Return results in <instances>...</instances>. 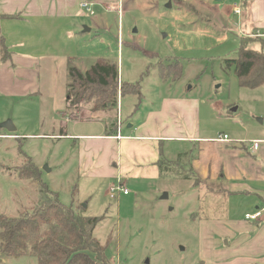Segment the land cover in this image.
Listing matches in <instances>:
<instances>
[{
	"label": "rangeland",
	"instance_id": "374dc122",
	"mask_svg": "<svg viewBox=\"0 0 264 264\" xmlns=\"http://www.w3.org/2000/svg\"><path fill=\"white\" fill-rule=\"evenodd\" d=\"M85 1L91 3L92 14L74 16L71 36L64 34L67 41L76 39V44L70 42L74 48L67 72L70 66L84 71L102 59L117 65L121 127L131 121L132 109L138 108V118L158 106L162 96L197 97L207 109L205 123L209 129L226 132L229 137L230 130L236 128L230 124L229 115H241L247 125L254 118L253 106L261 113L258 117H264V85L254 92L239 86L233 66L225 64V59L235 56L240 37L253 47L261 43L258 34L246 33L233 23L241 18L245 0H13L12 6L17 11L80 13ZM6 7L1 1L0 10ZM83 27L89 30L83 31ZM237 27L243 32L235 30ZM259 49L264 52V45ZM65 64L56 61L47 65L53 77L44 82L51 90L52 103L44 94L40 103L21 104L20 109L9 113L18 124V137L0 138V214L16 216L19 211H29L37 198L28 185L30 181L16 174V168L25 161L23 152L40 167L41 179L63 205L77 214L101 218L94 235L106 248L105 264H203L201 221H215L218 213L227 211L228 196L214 179L202 180L194 170L186 169L183 173L188 180L167 175L143 187L128 182L129 195L110 198V185L120 180L112 173L88 177L80 172L74 145L88 130L100 133L105 120L99 117L115 115V111L117 115V106L115 111H101L96 116L92 101H81L76 109L79 119L92 120L73 119L69 111L65 114L69 82ZM122 83L133 85L138 92L127 93ZM238 88L245 97L239 99L241 109L231 112L227 106L234 101ZM249 91L253 98L247 96ZM45 114L52 126L50 121H42ZM44 133L63 138H45ZM30 135L36 137L26 138ZM177 146L164 142L165 157L175 159L184 151L172 149L168 154L169 148ZM0 264H36V259L24 254Z\"/></svg>",
	"mask_w": 264,
	"mask_h": 264
},
{
	"label": "crops",
	"instance_id": "0c3cea01",
	"mask_svg": "<svg viewBox=\"0 0 264 264\" xmlns=\"http://www.w3.org/2000/svg\"><path fill=\"white\" fill-rule=\"evenodd\" d=\"M1 1L7 7L0 10V138L10 139L18 137V124L8 117L12 110L21 104L40 103L44 94L52 103L51 90L44 82L53 77L47 65L66 61L67 72L74 48L70 42L76 44V39L67 41L64 34L67 32L71 36V19L79 12L17 11L12 6L13 0ZM243 5L241 13L244 16L241 14L237 23H233L240 25L246 33L252 31L258 34L264 41V0H245ZM237 31L242 30L237 27ZM4 47L5 54L1 56V48ZM48 71L50 75L44 77ZM256 88L249 89L254 92ZM240 90L238 88L234 101L227 106L231 112L241 109L239 99L244 98L245 93ZM250 92L247 96L253 98ZM117 108L118 116H122L119 99ZM252 108L254 118L247 125L243 123L246 118L241 115H229L230 124L236 128L230 130L231 142H221L215 140L216 136L228 133H214L213 129H209L205 123L207 109L201 100L191 95L162 96L158 106L138 118L135 117L138 108L132 109L131 121L124 127H121L122 121L114 124V114L108 118L100 117L105 120L104 129L100 133L88 130L75 142L77 167L88 177L112 173L113 178L120 180L118 184L128 189V182L143 187L146 182L161 178L158 159L173 160L165 157L164 142L178 144L169 148L168 154L172 149L181 148L184 150L181 152H197L192 161L195 176L207 181L214 179L228 196L227 211L218 213L215 221H201L200 258L203 264H264V117H260L261 122L258 121L261 113ZM95 112L96 116L101 114V111ZM44 119L52 126L53 122L46 114L42 121ZM5 121L11 123L13 131L1 125ZM35 123L38 124V119ZM43 135L45 138H63V135ZM34 137L30 135L26 138ZM252 141H256L255 146ZM251 209H263L262 217L245 219L242 214ZM0 259L2 263L7 258Z\"/></svg>",
	"mask_w": 264,
	"mask_h": 264
},
{
	"label": "trees",
	"instance_id": "16d2710c",
	"mask_svg": "<svg viewBox=\"0 0 264 264\" xmlns=\"http://www.w3.org/2000/svg\"><path fill=\"white\" fill-rule=\"evenodd\" d=\"M243 37H240L235 56L225 59V64L233 66L239 86L256 88L264 85V52L259 49L264 41L260 38V45L253 47ZM4 51L5 47L1 48V56ZM68 77L65 114L69 111L73 119H79L76 109L81 101H92V112L115 111L118 104L116 64L102 59L84 71L70 66ZM121 85L127 93L138 92L133 85ZM112 118L117 124L116 111ZM21 155L25 161L16 168L17 177L30 181L28 185L36 191L37 198L29 211H19L16 216L0 214V257L16 258L29 254L36 259V264H105L106 248L94 235L101 218L77 214L70 206L63 205L57 193L41 179L39 167L29 156L23 152ZM194 159L190 151L178 153L173 160L160 157L157 161L159 176L171 175L188 180L189 176L183 172L193 170Z\"/></svg>",
	"mask_w": 264,
	"mask_h": 264
},
{
	"label": "built area",
	"instance_id": "2783aa9c",
	"mask_svg": "<svg viewBox=\"0 0 264 264\" xmlns=\"http://www.w3.org/2000/svg\"><path fill=\"white\" fill-rule=\"evenodd\" d=\"M80 6H81V11L79 13L80 15H84L85 13L92 14L91 3H89L88 1H85ZM235 30H237V29H235ZM117 106H118V104H117ZM117 118H118V123H119L118 114H117ZM3 137H14V136H12V135H4ZM215 140L221 141V142H231L232 141V139L229 137V135L225 134V133L218 134L216 136ZM252 142L254 143V146H255L256 145V141H252ZM108 192H109V197L110 198H114L116 196V194L117 195H126V194L129 193L128 189L125 186L121 185V184L110 186L109 189H108ZM262 211H263V209H258V210H255L252 213H246L245 214V218L246 219H252V220L258 219V218L261 217Z\"/></svg>",
	"mask_w": 264,
	"mask_h": 264
},
{
	"label": "water",
	"instance_id": "95a60500",
	"mask_svg": "<svg viewBox=\"0 0 264 264\" xmlns=\"http://www.w3.org/2000/svg\"><path fill=\"white\" fill-rule=\"evenodd\" d=\"M89 29L87 28V27H83V31H88ZM257 120L258 121H262L261 120V118H257ZM11 123L9 122V121H5V122H3L1 125L3 126V127H5L8 131H13L14 130V128H13V126H11L10 125ZM166 195V194H165ZM0 261H1V259H0Z\"/></svg>",
	"mask_w": 264,
	"mask_h": 264
}]
</instances>
